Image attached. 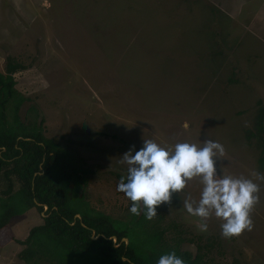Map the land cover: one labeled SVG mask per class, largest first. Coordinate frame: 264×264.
<instances>
[{"label":"rangeland","instance_id":"rangeland-1","mask_svg":"<svg viewBox=\"0 0 264 264\" xmlns=\"http://www.w3.org/2000/svg\"><path fill=\"white\" fill-rule=\"evenodd\" d=\"M10 58L25 66L14 75L22 119H44L84 170L89 202L115 217L132 205L117 187L133 146L223 144L218 172L259 184L253 229L225 238L212 216L201 231L182 204L199 200L198 177L154 222L174 223L193 255L205 246L208 263L264 264V167L259 136H248L264 108V0H0V72ZM44 215L32 208L0 230V264H29L21 241Z\"/></svg>","mask_w":264,"mask_h":264},{"label":"trees","instance_id":"trees-1","mask_svg":"<svg viewBox=\"0 0 264 264\" xmlns=\"http://www.w3.org/2000/svg\"><path fill=\"white\" fill-rule=\"evenodd\" d=\"M24 68L10 58L6 73L0 72V230L32 208L45 214L44 222L21 241L26 245L20 254L23 260L29 264H156L160 255L175 251L185 264H222L208 263L202 244L197 255L181 248L187 239L180 231L170 233L174 223L158 226L145 217L144 208L139 216L129 210L126 217H115L93 206L85 194L88 178L73 153L45 135L44 119H22L27 98L16 88L14 75ZM257 118L260 132L248 136H259L264 167L263 107ZM112 236H117V242Z\"/></svg>","mask_w":264,"mask_h":264},{"label":"clouds","instance_id":"clouds-1","mask_svg":"<svg viewBox=\"0 0 264 264\" xmlns=\"http://www.w3.org/2000/svg\"><path fill=\"white\" fill-rule=\"evenodd\" d=\"M187 128V124L185 125ZM225 156V148L219 141L206 139L203 145L184 141L172 146L161 145L145 139L143 147L123 154L120 164L127 165V175L122 176L117 190L132 202L130 212L144 215L151 220L157 215V207L171 204L172 195L182 192L188 181L199 178L202 185L200 198L183 199L186 211L204 221L201 231L208 228L212 216L222 221L221 235L238 236L254 227L252 211L259 203V184L251 178L224 175L217 170V161ZM264 180V174H255ZM156 264H185L175 251L159 256Z\"/></svg>","mask_w":264,"mask_h":264},{"label":"water","instance_id":"water-1","mask_svg":"<svg viewBox=\"0 0 264 264\" xmlns=\"http://www.w3.org/2000/svg\"><path fill=\"white\" fill-rule=\"evenodd\" d=\"M45 209H48V205H45ZM76 217H80V214H77L76 215ZM93 238H98V236H93ZM110 238H112L115 242H117V236H112V237H110ZM123 241H125L126 243H128V238H126V237H124L123 238ZM119 246V245H118ZM126 259V258H125Z\"/></svg>","mask_w":264,"mask_h":264},{"label":"flooded vegetation","instance_id":"flooded-vegetation-1","mask_svg":"<svg viewBox=\"0 0 264 264\" xmlns=\"http://www.w3.org/2000/svg\"><path fill=\"white\" fill-rule=\"evenodd\" d=\"M193 239V238H192ZM194 241V240H193ZM198 245H201V244H198ZM198 245H197V247H198ZM186 250V249H185ZM197 253H199V250H198V252ZM197 253H196V255H197Z\"/></svg>","mask_w":264,"mask_h":264}]
</instances>
